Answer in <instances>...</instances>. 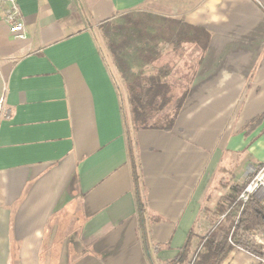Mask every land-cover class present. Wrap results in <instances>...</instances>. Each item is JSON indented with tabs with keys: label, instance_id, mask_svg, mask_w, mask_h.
I'll list each match as a JSON object with an SVG mask.
<instances>
[{
	"label": "crops",
	"instance_id": "0c3cea01",
	"mask_svg": "<svg viewBox=\"0 0 264 264\" xmlns=\"http://www.w3.org/2000/svg\"><path fill=\"white\" fill-rule=\"evenodd\" d=\"M16 1L23 38L0 0V264H171L190 231L192 258L203 209L264 160V0ZM134 9L209 33L204 49L165 53L186 90L173 127L130 133L143 221L127 92L97 34ZM257 263L234 247L219 264Z\"/></svg>",
	"mask_w": 264,
	"mask_h": 264
},
{
	"label": "trees",
	"instance_id": "16d2710c",
	"mask_svg": "<svg viewBox=\"0 0 264 264\" xmlns=\"http://www.w3.org/2000/svg\"><path fill=\"white\" fill-rule=\"evenodd\" d=\"M97 28L127 92L128 110L122 109L124 136L133 170L136 208L143 221L145 205L130 133L139 129L170 130L173 127L186 90L169 81L174 62L162 61V45H168L170 52L180 58L188 45L206 48L209 33L201 26L144 9L121 13L99 23ZM149 67H152L150 72L147 71ZM245 185L246 181L231 184L230 191L221 197L214 209H203L204 214L209 215L211 226L200 236L201 248L195 259L188 258L193 235L190 231L171 264H219L236 246L260 255L240 233L256 228L264 232V207L260 202L253 196L243 205L237 200Z\"/></svg>",
	"mask_w": 264,
	"mask_h": 264
},
{
	"label": "built area",
	"instance_id": "2783aa9c",
	"mask_svg": "<svg viewBox=\"0 0 264 264\" xmlns=\"http://www.w3.org/2000/svg\"><path fill=\"white\" fill-rule=\"evenodd\" d=\"M4 2L5 5L2 10L3 19L9 26L10 34L16 38H23L25 36L24 23L17 1L4 0ZM8 116L9 110L4 105V98L0 96V119ZM243 181H246V185L237 195V200H239L243 205L250 196H253L264 207V160L255 166L248 165L244 172ZM223 216L224 214L220 215L219 218L221 219ZM229 241L231 242L230 238ZM258 241L261 240L259 239ZM197 251H199V248L193 254L191 261L195 259ZM251 254L257 259L258 264H264V255Z\"/></svg>",
	"mask_w": 264,
	"mask_h": 264
},
{
	"label": "rangeland",
	"instance_id": "374dc122",
	"mask_svg": "<svg viewBox=\"0 0 264 264\" xmlns=\"http://www.w3.org/2000/svg\"><path fill=\"white\" fill-rule=\"evenodd\" d=\"M98 36L100 35L99 31H98ZM101 38V35L99 36ZM102 39V38H101ZM169 49L168 45L164 44L162 45V52L165 53L166 51ZM162 57V60H168L167 55L165 57ZM244 178L241 180L243 181ZM243 236V238H245L253 247H255V249L260 253V255H264V232L263 229L261 228H256L253 230H249V231H241L240 232ZM261 241H258V240ZM237 248H240L238 246H236ZM200 249V246L198 247ZM242 249V248H240ZM254 254V253H253Z\"/></svg>",
	"mask_w": 264,
	"mask_h": 264
}]
</instances>
